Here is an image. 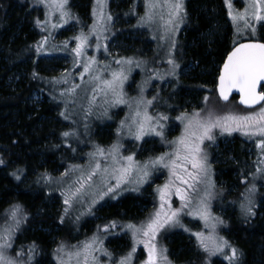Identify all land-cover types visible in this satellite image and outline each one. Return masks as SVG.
<instances>
[{
    "label": "snow or ice",
    "instance_id": "6c2138e0",
    "mask_svg": "<svg viewBox=\"0 0 264 264\" xmlns=\"http://www.w3.org/2000/svg\"><path fill=\"white\" fill-rule=\"evenodd\" d=\"M105 3L106 0H95V5L92 9L93 24L88 28L87 33L81 29L79 34L72 37L76 42V46L71 49V52L74 53V66L83 67V72L80 73L81 81L84 80L85 74H89L90 82H93L91 88L93 96L90 104L95 102L97 90L99 89V92L103 94L105 104L111 107L128 102L125 100L123 92L128 73L133 67L139 68L145 62L132 57L115 58L113 63L118 66V69L110 71V65H104V70L109 71L110 78L102 79L96 58L88 57L86 49L92 46L94 38L96 50L99 51L103 48L106 54H110L107 42L113 39L115 32L111 30L113 27V16L111 13L104 11ZM224 3L229 9L228 16L233 24L237 26V33L239 34L241 27L237 22L242 21L243 29L248 30L250 28L251 35H255L256 28L249 23L247 9L244 14H233L231 0H224ZM166 4L168 7L166 32L170 37L169 58L166 62L170 67L163 74L154 70L149 79L144 81L145 84L152 79H159L164 82L168 77L175 79L177 83L179 80L177 70L180 68V64L176 61L173 50L178 47L175 35L180 30V25L187 22L188 12L185 8L184 0H166ZM37 6H43L46 9L45 19L41 20L36 17L32 21L35 28L39 30L40 38L35 40L33 44L28 45L27 51L33 52L37 58H41L50 54L49 40L51 32L49 29L63 27L72 21L79 24L80 19L71 11L70 0H29V14ZM146 7L154 9L156 3L154 0H148ZM249 7L252 10L251 16L256 21H264V0H252ZM53 13L59 14L55 23L51 20ZM152 19V13L140 17L138 26H144ZM261 26L264 27V24ZM155 38L153 37V39ZM234 44L235 46L228 53L227 59L223 63L219 76L220 97L227 101L229 93L232 89H236L241 93L240 102L242 104L252 105L258 103L264 100V93L257 94L256 92L259 82L264 81V42L236 44L234 41ZM52 47L55 48L56 46L53 45ZM63 47L67 49V42H65ZM81 60H83L82 64L80 63ZM93 65H97L96 70L93 69ZM30 78L50 84H68L66 73H62L59 78L53 77L51 80H46V78L39 75L35 67L31 72ZM167 82L171 83L170 80ZM79 87L80 85L73 84L59 93L65 103V111L60 113V116L64 117V119L69 118L66 114L69 104L67 98L74 96ZM143 93L144 87L141 85L139 96L133 98L129 105L133 109V115L120 122L117 136L119 137L122 130L127 128L128 135L132 136L135 141H142L146 144L148 143L144 139L146 136H155L160 139L162 144L171 146L172 150L150 156L143 162H137L134 154L121 155L122 145L119 140L108 148L93 144V151L87 153L90 166L88 171L85 172L79 166L74 165L62 174V176L67 177L71 171L79 170L81 172L75 181L60 193L64 199L59 223L64 224L65 218L69 215V208L81 199L86 187L91 186L93 178L98 174L113 177L115 183L101 184L96 194L98 198L91 200L86 209L87 214L92 215L96 204L104 200L105 197L111 200L118 199L125 191L123 185L129 183L125 178L130 174H136L137 187L132 190L137 191L140 185L149 181L155 171L167 169L170 179L163 186H158L155 189L159 207L139 226L134 223H121L113 219L104 225H98L96 233L91 238L77 245L69 246L64 241H60L52 252L55 264H70L72 260H75L76 264H100L96 253L107 256L108 264H131L132 256L138 244H143L147 251V259L144 264H172L166 255L167 249L158 247L157 236L165 229L182 226L181 214L185 212V209H189L191 205L189 190L195 191L200 184H204V192L196 202V214L205 222L206 226L210 227L211 232L214 234L218 225L225 224L221 218L213 216L210 211V201L215 197L216 191L215 184L211 181L212 162L207 148L212 147L216 143V137L213 134V129L215 128H220L221 133H228L229 135L233 131H242L244 135L260 137L255 145L260 150V156L255 162V172L250 173L252 182L246 187L245 193H242L244 199L240 205L246 220H250L257 214L255 211V194L257 192L255 181L264 179V167H262L264 165V109L261 110V116L255 120L252 117H228L227 119L232 121L231 124L226 121L222 122L219 118L213 119L211 112H209L207 117H202L199 112H193L191 115L182 112L175 119L183 124V131L178 138L169 141L166 138L165 129L170 117L159 111L151 115L148 112L149 108L155 106L154 102L159 103V93L153 96L152 99H146ZM53 99L55 100L56 97L53 96ZM70 102L75 103L74 100ZM168 107H171V105H168ZM102 115H108L107 108L102 110ZM61 137L63 138L62 142L75 153L76 148H73L68 141L73 137L78 139L77 131H63ZM205 141L209 142L206 146ZM101 161L104 162V167H102ZM5 164L6 160L0 156V166ZM10 175L16 181L22 182L24 170L17 169L11 172ZM41 181L45 184H51L52 178L45 172L37 180L38 183ZM242 182H246V178ZM172 195L179 198L181 202L179 208H172L170 202ZM6 214L10 217L12 223L7 227L0 228V264H39L37 257L41 253V247L36 241H32L26 246H21L15 257L8 254V251L13 248L15 232L26 224L30 218L20 204L11 205ZM83 214L81 213V215ZM187 214L191 215L192 212L189 211ZM79 219L80 216H76L75 220L79 221ZM185 231L189 230L185 228ZM129 233L133 241L131 251L119 259L113 258L112 253L103 247L104 240L109 236L119 239L122 234L127 235ZM192 235L196 237L198 249L207 254L205 264H207L211 256L221 253L225 255L229 264H241L243 253L223 237L216 235L205 237L203 233L199 232L192 233ZM225 249H228L230 254L226 253ZM24 257L26 259H23Z\"/></svg>",
    "mask_w": 264,
    "mask_h": 264
},
{
    "label": "trees",
    "instance_id": "16d2710c",
    "mask_svg": "<svg viewBox=\"0 0 264 264\" xmlns=\"http://www.w3.org/2000/svg\"><path fill=\"white\" fill-rule=\"evenodd\" d=\"M90 2L91 0L70 1L75 6L73 9L80 23L84 14L89 11ZM27 7L26 0H0V156L6 160V164L0 166V219H7L5 213L11 205L20 204L30 219L22 225V231L17 234L14 243L21 247L36 241L41 247L37 261L39 264H46L60 241L71 245L77 241L78 235H83V231H79L78 235L70 233L67 236L64 231L65 226L59 223L62 210L55 212L51 208V197L59 199L62 205L60 195L50 193L47 188L33 183L34 176L40 177L45 172L55 176L53 170L62 166L67 167L71 157L77 155V150L73 153L66 144L62 143L60 136V132L68 128L67 122L62 120L59 112L63 103L57 93L60 83L50 84L30 78L34 67L46 80L56 76L45 72L40 66V58H37L35 53L27 51V46L40 38L39 30L32 23L38 13L31 11L29 14ZM187 12L188 22L181 36V53L178 57L183 62V66L190 65L191 69L187 76H179L178 83L173 78L160 81L159 88L148 90L152 92V97L156 92H162V85L170 80L171 83L164 93L167 103L171 105L168 109L174 110L173 115L178 111L181 114L182 102L184 103L186 99H191L197 110L201 109L203 104L220 108V111L217 108L218 111L212 114V117L219 118L222 122H232L227 118L244 117L245 113L258 110H244L236 105L234 99L228 103H221L215 94L214 85L219 67L230 49L231 26L222 7V1L189 0ZM126 18L131 20L130 17ZM122 25L123 22L116 24L112 31L119 34V27ZM261 33L263 35L260 40L264 41V31L261 30ZM145 35V32H141L139 48L143 51L149 43ZM133 51L136 50L126 52ZM34 92L40 93L42 101L33 100ZM53 96L56 97L55 100ZM229 103L236 107L233 106V111L227 109ZM148 112L151 110L148 109ZM103 123V126L96 128V136L91 135V142L108 148V135L105 132L101 133L103 136L107 135L104 141L98 130L109 125L113 126V122ZM213 133L229 142V150L221 157V165L215 166V169L222 170V177L231 183V186L237 187V180L231 177V173L237 172L238 178L243 172L245 168L243 161L246 160L244 147L248 143L243 135L236 131L229 135L221 133L220 128H215ZM151 141L152 144L157 142L155 139ZM90 143L87 148H90ZM70 144L73 148L78 147L73 143ZM146 151V148L143 149V152ZM17 169L24 170L22 182L16 181L10 175ZM150 189L151 186H147L139 194L124 196L114 202H108L106 206L100 205L94 210L93 218L86 220L84 229L106 224L113 219L119 222L141 220L146 207L152 204V198L146 196L150 193ZM228 189L227 183L215 189L216 197L227 195ZM235 191L234 197L239 196L237 188ZM238 191L242 190L239 188ZM255 201L257 214L250 220L245 219L241 211V203L236 204L232 210H226L221 217L225 222L222 226L227 229V240L243 253L241 264H264V190L256 192ZM38 210H43L41 216L35 215ZM40 225L41 228L37 229ZM51 226L57 228L58 239L53 243L54 245H51L50 235L43 232L44 228ZM180 230L181 228L175 230L170 236L167 243L168 253L179 261L200 262L198 253L194 251L197 247L196 243ZM163 243L166 244L165 238ZM114 245L126 246V236L122 234L119 239L111 238L108 247ZM227 253L230 254L228 249ZM210 264H229V262L214 258Z\"/></svg>",
    "mask_w": 264,
    "mask_h": 264
},
{
    "label": "rangeland",
    "instance_id": "374dc122",
    "mask_svg": "<svg viewBox=\"0 0 264 264\" xmlns=\"http://www.w3.org/2000/svg\"><path fill=\"white\" fill-rule=\"evenodd\" d=\"M71 1V0H70ZM222 1V7L225 9L228 21L231 26V35H230V43L229 46H233L234 41L236 44L243 42V41H251V40H259L261 36L263 35L261 33V30L264 31V27L261 25L264 24V21H256L251 16V8L249 7L252 3V0H231V3L233 5L232 12L233 14L240 13L244 14L245 10L247 9L248 13V19L249 23L256 28L255 35H251V29L244 30L242 25L243 22L239 21L237 22L241 27L239 34L237 33V26L233 24L230 17L228 16L229 9L224 3V0ZM27 5H29V0H26ZM148 0H106V3L104 4V11L106 13H111L113 16V27L116 26V24L123 22V25L119 27L120 32L115 33V36L112 40L108 41V50L110 54H106L101 48L99 51L96 50L94 45V38L93 43L91 47H88L86 49V53L88 57H95L98 65H99V74L101 75L102 79H108L110 78L109 71L104 70V65H110V71L117 70L118 66L113 63V60L115 58L120 57H132L134 59H139L144 61L145 63L141 65V67H133L130 73H128V79L125 81L123 86V92H124V98L127 103H121L116 104L114 106L108 107L107 104H105L103 94L99 92V89L97 90L96 99L95 102L92 101V91L91 88L93 86V82H90L89 74L84 75V80L81 81L80 73L83 72V67H75L74 66V53L71 52V49L76 46V42L72 39L75 35L79 34L81 29L85 33L88 32V28L93 24L94 18L92 16V9L95 5V0H91L89 5V11L87 14H84L82 23L76 24L74 21L65 24L63 27H58L55 29H49L51 32L50 40H49V55L41 57L39 59L41 68L49 73L51 76H56V78H59L62 73L67 74L68 84H59V90H57L58 98L61 102V108L59 112L65 111V103L64 100L60 97L59 93L61 91H64L66 88L70 87L73 84H78L80 87L77 89L76 93L72 97H68L69 104L67 107L66 114L68 115V119H64V117L61 116L63 121L67 122L66 127L67 129L62 130L63 131H70L75 130L78 133V139L77 137L71 138L69 141L70 143H73L74 145H77V155H74L70 159V164L66 166H62L60 168H55L53 170L55 176L50 175L52 178L51 184H45L42 181L37 182L39 179L38 176H34L33 183L36 186H42L48 189L50 193H57L60 195V200L62 205L59 203V199L56 197H51V208L55 212H60L63 209V199L64 197L61 196V191H64L67 189V187L75 181L77 176L81 174L79 170L77 171H71L69 172V175L67 177L62 176V174L69 170L72 166H79L80 169H83L85 172L90 169L89 162H88V156L87 153L93 151V142H91L92 137L91 135H95V130L99 126H103V122L109 123V121L113 122V126L109 125L108 127L100 128L98 130V134L104 139H106L107 135L109 137L108 140V146L110 147L112 143L117 142L119 140L120 144L122 145L121 148V155L127 156L130 154H134L135 161L137 162H143L147 160L150 156L159 155L163 152L171 151V146L162 144L160 142V139L155 136H146L144 139L148 141V143L144 144L142 141H135L134 138L130 135H128L127 128L122 130L120 136H117V129L120 127V122L122 120H126V118H130L133 115V109L130 108V103L133 98H137L140 94V86L143 85L144 87V97L146 99H152V90L156 89L157 87H160L159 82L161 80L159 79H152L149 83L145 84L144 81H147L149 77L153 74V71L156 70L159 73L163 74L169 69V65L167 64L168 57V51L170 49V37L166 32V23L168 20V7L166 4V0H154L156 3V7L154 9L147 8L146 3ZM189 0H184L185 8L187 9ZM71 5V11L74 15H76L75 7L74 5ZM28 8V7H27ZM37 8V9H36ZM39 8V9H38ZM33 12H37L38 16L41 20L45 19V12L46 9L43 6H37L33 8ZM149 13H152L153 19L146 23L144 26H138V20L140 17L146 16ZM58 13H53L51 16V20L53 23L57 22L58 19ZM128 15V16H127ZM126 17H130V19H127ZM188 22V19H187ZM185 24L180 25V30L176 33L175 39L177 41V49L173 50L174 57L176 61L180 64V68L178 71V76H187L189 70L191 69L190 65L183 66L181 59L178 57V54L181 53L180 47H181V36L184 34V30L186 29ZM112 30V29H111ZM141 32H145V37L148 43L146 50L143 51L139 46L141 45ZM47 34V33H45ZM153 37H156L153 39ZM67 42L68 47L65 49L63 46ZM55 45L56 47L53 48L52 46ZM137 48H139L137 50ZM136 50L133 52H126L130 50ZM80 63H83V60L80 61ZM93 69H97V65H93ZM171 78V77H168ZM169 83L166 81L162 85V92L158 91L159 93V103H155V106L152 108H149V114H154L155 112H163L166 115L170 117V120L167 122V127L165 129V135L167 140L172 141L178 138L182 131H183V124L176 120L175 118L180 115V111L176 113V115H173L174 110H169L168 105L166 101V95L165 91L166 88H168ZM58 86V85H57ZM151 90L150 92L148 90ZM155 94V95H156ZM33 100L34 101H42V96L39 92H34L33 94ZM74 100L75 103H71L70 101ZM236 103V100H234ZM237 105V103H236ZM233 104L229 103L227 104V109L231 110L233 108ZM235 107V106H234ZM104 108H107L108 115L104 116L102 115V110ZM197 107L195 104L191 101V99H186L184 103L182 102V108L181 111L183 113H187L191 115L193 112H199L202 117H207L209 112L212 114H216V112L220 108H217L210 105V104H203L202 108L197 110ZM236 108V107H235ZM90 109V110H89ZM258 110L256 111H247L248 113H245L246 115L244 117H252L254 120L258 119L262 112L261 110L264 109V103L261 105ZM233 111V109L231 110ZM230 111V112H231ZM181 112V113H182ZM112 113V114H111ZM230 115H232L230 113ZM110 117V118H109ZM130 122V121H128ZM231 124L232 122H227ZM87 125V127H85ZM59 126H62L59 124ZM105 132L106 134L103 136L101 133ZM235 132V131H233ZM239 134L243 135L244 139L248 144H246L245 152H246V160L243 161V164L245 165V168L243 169V172L238 175L237 178V172H232L231 177L237 180V187L234 185H230L231 183H228L224 177H222V170L215 169V166L221 165V157H223L229 150L228 148V141L226 139H221L218 135L214 134L216 137V143L212 147L207 148V151L209 153L210 160L212 162V174H211V181L215 184V189L222 187L227 183L228 190L226 191L225 196L215 195V197L210 201V211L211 214L215 217L221 218L226 210H232L233 207L236 204H240L242 199V193H245V189L248 186L249 183H251V175L250 173L255 172V162L258 159V156H260V150L255 147L256 142L260 139V137L257 136H247L242 133V131H236ZM61 136V135H60ZM96 136V135H95ZM63 140V138L61 137ZM155 139L157 142L156 144H152L151 140ZM68 141V142H69ZM105 141V140H104ZM151 141V142H150ZM91 142V143H90ZM150 142V143H149ZM63 143V142H62ZM91 144L90 148H87L88 144ZM141 143V148L140 147ZM64 144V143H63ZM209 142L205 141V146L208 145ZM147 149L146 152H143V149ZM102 167H104V162L101 161ZM264 167V165H262ZM246 175V176H245ZM245 176V177H244ZM246 178V182L244 181ZM129 181V183L123 185L125 188V191L123 194L118 198H122L127 195H133V194H139L142 189H144L147 186H151L150 193H147L146 196L149 198H152V204L148 205L146 208V211L143 215V218L141 220H138L136 222L131 220H126L125 222L121 223H134L137 226L141 222L146 221V219L149 217L150 214H152L158 207H159V201L155 192V189L158 186H163L168 180L170 179L169 173L167 169H159L158 171H155L152 176L150 177L149 181L147 183H144L143 185H140L138 187L137 191H133L132 189L137 187L136 184V174H130L128 177L125 178ZM102 183H115V179L111 176H106L103 174H98L96 177L93 178V182L91 183L90 187H86L81 199L79 201H76L71 208H69V215L65 218V222L63 226H65L64 231L67 233V236H69L70 233H73V235H78L79 231H83V235H78L77 241L73 242L71 245H77L80 242H83L85 240H88L91 238L97 231V226L90 227L88 230L84 229L85 222L88 219L93 218V214L89 215L87 214V207L91 203V200L93 198H98L96 196L100 186ZM257 192L260 190H264V179H257L255 181ZM236 188H237V194L239 196H235L236 194ZM241 189L242 191H238V189ZM215 190V191H216ZM190 197H191V205L189 209H185V212L181 214V225L182 226H176L173 228L165 229L163 230L158 236H157V243L158 247L162 249H168L167 243H169V238L175 230L181 228L182 233H186L191 240H193L197 245V240L192 233H203L205 237H208L209 235H216L219 237H223L227 240L226 237V227L224 228L222 225H218L216 228L215 233L213 234L211 232L210 227L205 225V222L199 218V216L196 214V202L200 199V197L203 195L204 192V184H200L197 186V189L195 191L189 190ZM116 199V200H118ZM116 200H111L108 197H105L104 200L99 201V203L96 204L94 210L97 207L106 206L108 205V202H114ZM170 202L172 208H179L180 207V200L177 196L172 195L170 197ZM10 209V208H9ZM8 209V210H9ZM52 210V211H53ZM93 210V213H94ZM43 210H38L35 214L36 216H41ZM189 211L192 212L191 215L187 214ZM7 213V212H6ZM5 213V217L7 216V219H0V228L7 227L11 225L12 221L10 220V217ZM81 213H84L81 215ZM62 214V211L60 215ZM80 216L79 221H76V216ZM96 219V218H95ZM104 225V224H102ZM42 225L37 226V229H40ZM22 227L15 232V238L17 234H19L22 231ZM185 228L189 231H185ZM35 230V229H33ZM43 232L50 235V241L51 245H54L53 243L57 241L58 235H57V228L56 227H47L43 229ZM88 232V233H86ZM126 240L127 245L126 246H112L110 248L116 249L113 251L108 247V243L111 237L109 236L107 239L104 240L103 247L107 249L110 253H112L113 258L119 259L121 256L126 255L128 252L131 251L133 241L131 234H127ZM163 236V237H162ZM14 238V241H15ZM165 238L166 244L163 243V239ZM228 241V240H227ZM69 245V246H71ZM20 249L19 245L13 244V248L8 251V254L10 256L15 257L16 252ZM198 253V258L200 259V262L198 260L195 261H179L178 259H175L171 253H167L168 259L172 262V264H205V258L206 253H203L202 250L196 249L194 250ZM225 252L227 253V249H225ZM96 255L99 258L100 264H108V257L101 255L100 253H96ZM140 255V257H139ZM214 258L223 259L224 261L228 262V260L225 258V255L223 253L217 254L215 256H211L208 259L207 264H210L211 261ZM23 259H26L24 257ZM147 259V251L144 248L143 244L136 245V251L132 256L131 264H144V261ZM52 260V261H51ZM55 264V261L53 260V255L51 259L47 261L46 264ZM70 264H76L75 260H72Z\"/></svg>",
    "mask_w": 264,
    "mask_h": 264
},
{
    "label": "water",
    "instance_id": "95a60500",
    "mask_svg": "<svg viewBox=\"0 0 264 264\" xmlns=\"http://www.w3.org/2000/svg\"><path fill=\"white\" fill-rule=\"evenodd\" d=\"M248 42H263V41H243L241 43H248ZM232 49H233V47L228 51V53L230 51H232ZM228 53L226 54V56H225V58L223 60V63L227 59ZM223 63L221 64V66L219 68V72H218V75H217V78H216V82H215V93H216V96H217L218 100L221 103H228L231 99H235L237 105L239 107L243 108V109H246V110H251V109L257 108L260 105H262V103L264 102V100H261L258 103H255V104H252V105L242 104L240 102L241 101V93L238 90H236V89H232V91L229 93V98H228L227 101L223 100L220 97V94H219V76H220L221 70L223 68ZM256 92H257V94L264 93V81L259 82V84L257 85V88H256Z\"/></svg>",
    "mask_w": 264,
    "mask_h": 264
}]
</instances>
